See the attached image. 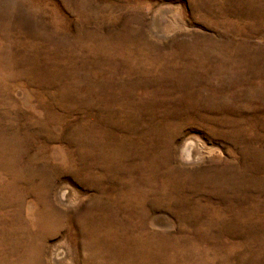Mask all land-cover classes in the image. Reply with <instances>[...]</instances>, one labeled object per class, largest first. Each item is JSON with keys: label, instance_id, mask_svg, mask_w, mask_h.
I'll use <instances>...</instances> for the list:
<instances>
[{"label": "rangeland", "instance_id": "374dc122", "mask_svg": "<svg viewBox=\"0 0 264 264\" xmlns=\"http://www.w3.org/2000/svg\"><path fill=\"white\" fill-rule=\"evenodd\" d=\"M0 264H264V0H0Z\"/></svg>", "mask_w": 264, "mask_h": 264}]
</instances>
